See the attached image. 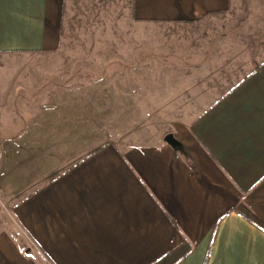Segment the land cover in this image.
<instances>
[{
  "label": "crops",
  "instance_id": "obj_1",
  "mask_svg": "<svg viewBox=\"0 0 264 264\" xmlns=\"http://www.w3.org/2000/svg\"><path fill=\"white\" fill-rule=\"evenodd\" d=\"M63 2L0 0V55L55 52ZM228 7L131 0L145 23L194 22ZM52 101L30 108L40 112L25 130L37 178L8 205L28 247L0 231V264H264V62L155 144L80 148L84 120L42 114L58 110Z\"/></svg>",
  "mask_w": 264,
  "mask_h": 264
},
{
  "label": "rangeland",
  "instance_id": "obj_2",
  "mask_svg": "<svg viewBox=\"0 0 264 264\" xmlns=\"http://www.w3.org/2000/svg\"><path fill=\"white\" fill-rule=\"evenodd\" d=\"M263 62L264 0H229L223 13L173 24L138 22L131 0H64L55 52L0 55V231L28 247L8 205L37 178L31 107L58 100L42 114L78 112L86 150L155 144Z\"/></svg>",
  "mask_w": 264,
  "mask_h": 264
},
{
  "label": "trees",
  "instance_id": "obj_3",
  "mask_svg": "<svg viewBox=\"0 0 264 264\" xmlns=\"http://www.w3.org/2000/svg\"><path fill=\"white\" fill-rule=\"evenodd\" d=\"M186 23H189V22H186ZM257 67V66H256Z\"/></svg>",
  "mask_w": 264,
  "mask_h": 264
}]
</instances>
